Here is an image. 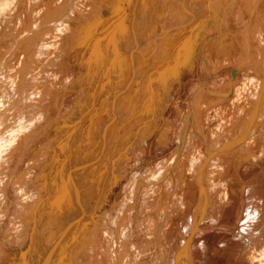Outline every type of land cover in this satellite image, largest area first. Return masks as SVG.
I'll use <instances>...</instances> for the list:
<instances>
[{"label": "bare ground", "instance_id": "6f19581e", "mask_svg": "<svg viewBox=\"0 0 264 264\" xmlns=\"http://www.w3.org/2000/svg\"><path fill=\"white\" fill-rule=\"evenodd\" d=\"M51 1L53 0H50V2ZM225 2L226 0H129L130 10L128 17L130 20L128 21H130V26L128 28L126 27L128 18L126 16L127 18L121 20V24L117 28L116 34L109 33L104 37H101L100 40L97 41L98 44H95L100 47V58L96 56V58L92 59V61L89 60L91 68L94 72L93 76L95 77L100 74L99 80L92 81L97 84L95 86L97 87V90H102L104 85L102 81H104L106 77L111 76L109 78V86L107 87L106 84V89L109 91L108 93L106 92L107 95L105 101H107V104L104 103L108 106V108L102 109L99 114H94V111L91 113V101L93 100L89 101L90 98H88L90 103L88 102L87 105L85 102V104L81 102V104L84 105L83 107H85V113L83 112L85 117L84 119L89 121L86 134L84 136L82 135L81 125L83 122L80 123L81 117L77 119V114L74 112L75 115H73L74 117L76 116L77 119L76 123L73 122V124L70 121L72 124L70 123L67 126H64V124L62 130H58L53 138L52 136L50 137V141H55L56 144L62 146L63 150H69L71 153L67 152L70 154L64 159L53 157L51 155L52 158H54V163L51 164V162H49L47 164V168L43 167L44 170H40V175H37L38 177L35 178V180H31V174L34 173L33 168L39 166L40 163L46 161V159L48 161L52 158L50 159L48 157L49 151L47 152V149L50 148L51 144L48 143L46 146L47 148L42 144L40 146L43 147L38 148H45V150L43 149L44 152H39L37 150L38 154L34 155L33 158L31 157V167L24 171L20 170L19 174L17 173L27 156V151L31 150L32 144L36 142L38 134V124L36 123L40 122L37 120L38 122L32 123L31 120H29L30 116L39 112V105L31 99L35 93L39 92L42 81L40 82V71L37 72L39 64L33 57L32 46L27 45V43L30 41L29 44H35L39 50L44 47L43 51L45 53L52 52L64 44V38L62 37L63 32H72V27L71 25L62 24L58 20L51 30L45 29L43 25H38L37 28H31V26L27 24L25 25L24 21H26L29 17H46L47 19L57 17L55 13L53 14L52 10H47V4L43 0H12L10 2L7 1V3L3 6L0 5V79L5 78L8 81V84L12 83V89L9 94L11 96H4L3 87L0 83V204L2 203L3 196L8 199L4 205L5 210L0 211V225L4 223L3 220L5 218L6 211L10 207L11 203L13 204L16 200L18 202V207L16 206L18 208V213H26V217L28 215L29 219H27V221L24 218L25 222H28L26 223L28 225L20 230L16 221L19 217L16 218V216H11V219L9 218L10 220L6 221L4 224L5 234H2V232L0 234V264L2 262L7 263V261L10 264H24L27 261L28 264H39L37 258L38 255L33 256V254L30 253L33 250L27 252L26 247H28V245L25 246L23 244L24 239H27L28 237L31 239L33 238L36 231H38V224H41V221H43L44 213L46 211H51L52 209L50 210L49 208H53L56 202L58 203L62 201L63 204L70 202H67V200H65L66 198L63 199L61 196L62 194L60 195L61 200L59 198V194L62 192L61 191L58 194V188H61L60 178L59 182L53 183L54 185L52 186V189L49 185L52 180V178H49L50 172L53 171L52 169L55 167V162H60L57 164H60L59 169L60 172H62V175L66 173L68 174V172L70 174L72 171L73 175L77 178V194L80 193V195L76 194V199L74 198V200L81 203V192L85 191V183L83 181L84 172L89 174V178L93 177L96 174V167L89 152L81 150L74 153V145L76 146L75 148H77L79 145L81 146V144H84L86 142L85 140L92 142L94 138H101L104 141L106 140L105 144H107L109 142L107 141L108 138L110 139L116 136V134L113 133H118V140L121 141L123 139V137H120L121 132L125 134L129 133V136H127L128 138L130 137V139L132 137V134L130 133L135 131H138L140 136H142L141 131H145L149 137L154 135L157 128V122H159L158 118L160 115H163L164 111H155L153 108L154 106L152 107V103L157 102V106L159 104L164 108L171 100V95L169 94L170 91H167V87L165 88L167 89L166 91L165 89H162L163 94H161V96L156 95L157 91H155V83L164 82V80L160 81L159 78L161 73H163L164 67H168L170 68L169 71H172L170 72V77H176L178 75V78L181 72L195 69L197 63V46L200 43H202V46L200 47V49H202L200 55L202 57V61L199 63H201L200 65L202 67V71L216 72V70L228 69L227 73L236 71V75L234 77H224L215 83L208 84L209 90H206L205 92H208L207 97L210 96L209 98L203 97L202 91L206 88V85H200L199 89H195L196 91L192 93L193 100L190 102L188 100L187 112H183L182 114V117H184L183 125L179 127L177 131L180 148L159 167V170H157L158 176L154 175L156 178L152 176V179L153 177L155 179L149 180L150 178L147 179L140 177L133 182L130 189L126 188L129 191L126 193H130L129 199L125 205L122 204L123 206L119 207L120 219L117 221L115 229L112 228V240L110 242L108 241L110 244L105 248L108 253V258L105 260V257L104 261L105 264H124L131 253L134 252V247L131 244L132 241L130 242L126 240L124 233L125 230L130 227L131 218L133 217L132 214L136 211V207L139 206L138 204L142 198V194L145 197H147L148 194L150 196L153 195L149 201L158 205V224L159 226H163V228H165L167 223L172 221L174 218L176 213V210L173 209L174 205L176 207L174 201L177 194H179L178 189H181V191L184 192H181L182 195L185 194V201L182 199L186 202L184 205L189 207L188 218L185 216L187 218V222H184V224H186L184 229L181 220H176L175 222V229L177 235L180 234V237L176 238L177 241H174L172 244V253L170 259L168 260L169 264H197L196 257L200 254L196 253L197 251L195 249L198 247L196 248L197 244L195 245V239L199 237L200 232H203L207 237L216 235L215 237L217 238V241L216 239L214 240L212 248L208 249L207 252H209V257H211L213 261L217 262V264L219 262L224 263L223 260L225 259L226 262L228 259L229 263L231 262L234 264H264V190L261 191L259 186L260 183L264 185V159L263 161H260V155H264V79L261 81L259 80L261 86H259L258 90L254 88L258 81L256 76L258 74H263L264 76V17L259 23H254L252 21V19L260 13V9L264 11V0H233V2L231 1L230 6L223 10V4ZM194 7H198L200 10L202 8L203 10H201V13L204 12L205 21L208 22L207 20H209L210 23H208L209 25H206L205 28L199 30L197 29L196 26L199 21L197 20V17H195L196 13ZM66 10L67 4H65L59 13H65ZM95 13L96 11L93 12V8L85 12V19H89L91 27L92 20L98 18L95 17ZM221 13H223V17L221 18L225 23V28L222 27L223 24H220L222 22L220 21ZM244 16L245 18L247 17L248 24L247 26L245 25V28L241 32L233 34V42L235 44L229 48L223 47L221 50L219 47L221 37L216 35V30L222 27L226 31V27H229L231 23L237 22ZM217 20H219L220 23L219 21L217 22ZM89 26L90 25H88V27ZM208 30L210 38H206L207 40L202 42V36ZM86 33L88 35L89 31H86ZM87 35L82 36L81 39H79V42L84 43L86 41L85 36ZM103 42L106 43H104V45H106L105 47L101 46ZM79 46L81 45H77V47ZM215 51H218V53L220 51V57L217 62L214 61ZM96 53L98 55V52ZM92 54L94 55V53ZM49 63L51 64V62ZM88 69L89 74H91L90 72L92 71H90V68ZM252 74L257 75L253 76ZM92 79L94 78L92 77ZM89 80L91 79L89 78ZM171 80L172 79H169L168 82ZM171 82L173 83L174 81ZM43 88L45 87H42V89ZM169 89H171V87H169ZM252 90H254V92H252ZM112 94L116 96H111ZM147 94L149 96H144ZM98 98H100L99 100L103 99L101 96ZM58 103H56L57 106L59 105ZM154 104L156 109V103ZM158 110L160 109L158 108ZM78 116H80V114ZM43 117L44 116H42V118ZM25 119L28 122H25ZM73 121H75V118ZM55 124L58 123L55 122ZM24 129L28 130L27 133L23 132ZM168 129L169 128H167V130ZM83 130L85 131V129ZM165 132L166 131H162V134L159 135L158 144L164 145L166 140L170 138V136ZM101 139L100 142L102 141ZM96 144H99V142ZM149 144L147 145L149 146ZM125 145L126 144H124V146ZM135 146L133 145L134 148ZM94 147L95 146L93 145V148ZM71 148L73 149L71 150ZM116 148L117 145L112 143V146L108 149L107 154L105 156H103V154L102 157H100L102 158L101 163L103 162V166H106L105 168H111V163H113L111 158L117 153ZM130 148L131 147H129V150ZM199 148H201V150L205 148V158L202 159V162H205L204 166H201L202 162L200 163V159L196 156ZM134 151L136 150L134 149ZM134 151L133 154H135ZM62 152L61 154L65 151L63 153ZM129 154L131 153L129 152ZM28 155L30 156V154ZM135 155L131 156V160H134L133 157L135 158ZM118 158L120 159V157ZM177 161L179 162L177 163ZM125 162L127 161L125 160L124 163ZM131 162H129V164H131ZM11 163H15L12 168L9 166ZM124 163L121 164L125 165ZM126 167L128 166H123L124 170ZM153 169L151 170L152 172ZM57 172L58 171H56L53 175H56ZM151 173L147 172V174ZM190 174L193 179L191 182L189 180ZM7 175H9V177ZM73 175H71L72 181L75 179ZM7 178L8 182L5 184ZM66 182H69V180ZM5 185L13 188H20V191L17 188L19 192L15 201L11 202L12 199L10 200L8 198V188L5 187ZM42 185L49 187L45 190ZM66 187H68V185H66ZM74 189L76 190V188ZM167 189L170 190L169 195H167L168 197L166 196L167 199H164L166 203L163 204L165 201L163 200V202H160L161 195L164 194V191H167ZM175 195L176 197L173 198ZM179 199L176 201L180 202ZM44 205L48 206V208H43ZM65 207H67V205ZM181 207L182 206L180 205L179 208ZM57 209L59 208L57 207ZM14 210L16 211V209ZM63 212L64 211L61 213ZM73 212H71V214H73ZM11 215L13 214L11 213ZM81 217L82 215L80 218ZM55 222L56 221H54L53 224ZM56 223L54 225H57ZM45 224L47 223L45 222ZM49 228H52V226ZM54 228H56V226H54ZM42 229H44V226ZM110 231L109 233H111ZM156 231L158 232V230ZM52 232L54 233V231ZM101 232L103 231L101 230ZM160 233L156 236L153 233L156 239L154 242L157 245L161 241L160 238H162ZM98 235L100 236L99 233ZM94 238L92 240L93 243L96 241ZM107 240L108 238L106 241ZM49 241L51 242V240ZM28 243L30 242L28 241ZM101 243L98 244L101 246L106 244L105 242L104 244ZM95 244L91 243V245ZM50 245H47V247ZM31 247H34V245ZM90 247L89 249H91ZM93 247L92 249H94ZM96 247L98 246L96 245ZM202 247L204 246H201V248ZM92 249L91 251H93ZM43 250L44 248L42 251ZM115 250H118L116 254ZM99 251H97V254ZM101 251L104 252L102 249ZM93 252H95V250ZM93 252H91V254ZM45 253L46 251H43V256ZM47 256L44 258H47ZM86 256H80V259L85 257L88 260ZM101 256H103V254ZM85 258L81 260H85ZM89 258L92 259L93 257ZM51 262L49 261V263ZM86 262L87 261H85V263ZM126 262L128 263V261ZM163 262L165 261L163 260ZM45 263L47 262L45 261Z\"/></svg>", "mask_w": 264, "mask_h": 264}, {"label": "rangeland", "instance_id": "374dc122", "mask_svg": "<svg viewBox=\"0 0 264 264\" xmlns=\"http://www.w3.org/2000/svg\"><path fill=\"white\" fill-rule=\"evenodd\" d=\"M4 1L5 0H0V5L1 6L5 5L7 3V1L10 2L12 0H6L5 2ZM43 1L47 4V10L48 11L52 10L53 14L55 13L57 17L56 18L55 17L54 18H49V19H47L46 17H38V18L37 17H29L27 19L28 21L27 20L24 21V24L25 25L27 24V25L31 26V28H37L38 25H43L45 29L51 30V28L54 26V24L57 23V20H58L62 24L71 25V27H72L71 31L72 32H70V33L63 32L62 37L64 38V44H62L61 47H59L57 50H54V51L49 52V53H45L43 51L44 47L41 50H39V49H37L35 44H32V43L29 44L30 41H28V43H27V45L32 46L31 48L33 50V57L37 60V63L39 64L37 72L40 71V75H41L40 82L42 81L41 82V87L39 89V92L35 93V95H33V98L31 99L32 101L37 102V105H39V112L36 113V114H33L32 116H30L29 120H31L32 123L33 122L35 123V122H38V121H40L41 123L40 122L36 123V124H38V126H37L38 127V134H37L36 142L32 144V146L34 145L33 147L31 146L32 149L27 151V153H26L27 156L25 155L27 158L25 157L22 165L20 166V168H19V170L17 172L18 174L20 173V170L24 171V170L28 169L29 167H31V165H32L30 163V162H32L31 157L33 158L34 155L38 154L37 153L38 151L39 152H42V151L44 152L45 148H43L44 150L40 149V148H42L43 146L46 147L48 143L51 144L50 148H49L50 150L47 149V152L49 151L48 157L50 159L52 158V156L64 159L67 155H69L71 153V151H69V150H67V151L63 150L62 146L56 144L55 141H53V140L50 141V137L52 136V138H53V136L55 135L56 132H58V130L59 131L62 130L64 124H65L64 126H67L71 122L72 123L73 122L76 123V120L79 119L80 117H81V120H82V121L80 120V123L83 122L82 125H81V133H83L82 135L84 136L86 134V131H87L86 129L89 126V121L84 119L85 117L83 115V112L85 113V107H83L84 106L83 104L86 103V105H87L90 100H93V101H91L92 110L91 109L90 110H91V113H92V111H94L93 112L94 114H97V113L99 114V112L101 113L102 109L108 108V106H106L104 103L107 102V101H105L106 95H107L106 92L108 93L109 91L106 88L109 86V82H110L109 78L111 76L106 77L104 79V81H102L103 84H104L103 87H102V90H97V87H95L97 84L95 82L93 83L92 81L93 80L94 81L99 80L100 79V76H99L100 74L98 76H95L96 78L93 76L94 72H93V69L91 68V63L89 62V60L92 61V59L96 58V56L98 58H100V56H101L100 55L101 53L99 54V48L100 47H99V45H95V44H98L97 41L100 40L101 37H104L105 35H107L109 33L110 34H116L117 28L121 24L120 23L121 20H123V19H125V18H127L129 16V10H130L129 9V0H68V2H67V0H60V1H56V0L54 1L53 0L51 2H50V0H43ZM231 1L233 2V0H229V1L226 0V2L224 3L225 5L223 4V10L230 6ZM226 3H228V4H226ZM65 4H67L66 12L62 13V14L59 13L60 10L65 6ZM1 6H0V8H1ZM91 8H93V12L96 11V13H98V14L95 13V15H96L95 17H98V18L92 20V27H94L95 29L91 27L89 19L88 20L85 19V12H87L88 10H91ZM127 9H128V11H127ZM194 10H195V13H196L195 17H197V20L200 22V23L198 22V25L196 24L197 25L196 26L197 29L199 30V29L205 28L206 25H209L208 24V23H210L209 20H207L208 22L205 21L204 12L201 13L202 12L201 10H203V9L201 8V10H200L198 7H194ZM199 11H200L201 15L199 14ZM259 12L260 13H258V15L255 18L252 19V21L254 23H259L264 17V11H262L260 9ZM99 15H100L101 18L99 17ZM220 15H221L220 16V21H222V22L220 23L219 20H217V22L219 21L220 24H223L222 27L225 28L224 27L225 23H224V21L221 18V17H223V13H221ZM202 16H203V18H202ZM100 19H102V20H100ZM128 20H130L129 17L127 18V23H126V25H127L126 27L127 28L130 26V21H128ZM203 21H205V22H203ZM247 22H248V19H247V17L245 18V16H244L243 18H240L237 22L231 23L229 25V27H226V31L222 27L219 28L220 30L219 29L216 30L217 31L216 35L221 37L220 41H219L220 46L218 45L221 50L223 49V47L224 48H229V47H231L232 45L235 44L233 42V34H235L237 32H241L245 28V25L247 26V24H248ZM98 23H100V24H98ZM97 24H98V26H97ZM88 25H90V26L88 27ZM86 31H89L88 35H87L88 32L86 33ZM94 31H95L96 34L94 33ZM0 33H1V31H0ZM209 34H210L209 30L203 34V36H202L203 37V41L202 42H204L205 40L210 38ZM84 35H87V36H85V40L86 41L84 43L83 42L80 43L79 39H81V37L84 36ZM90 35H92L93 37L90 36ZM77 42H79V43H77ZM104 43L105 42H103V44L101 46L105 47L106 45H104ZM201 44L202 43H200L197 46V57H196L197 58V63H196V68L195 69L186 70L184 72H181L182 75L180 73L179 74V78H178V75L176 77L175 76L174 77L173 76L170 77V72H172V71L171 70L169 71L170 68H168V67L165 68L164 67L163 68V73H161V76L159 77L160 81L164 80V82H158V83L156 82L155 83V86H156L155 91H157L156 95H158V96L160 95L161 96V94H163V90L162 89H165L167 87L168 90L165 89V91L166 90L168 92L170 91L169 94L171 95V97H170L171 100H170L169 103H167V105L164 108L162 107V105L160 106L159 104L157 106V102H153L152 103V107L154 106L153 108H154L155 111H157V112L158 111L159 112L160 111H164V112H163V115L159 116V118H158L159 122H157L156 132L154 133V135L150 136L151 138L146 134L145 131H141L142 136H140V133H138V131L130 133V134H132L131 139H130V137L128 138V136H129L128 134L129 133L125 134V133L121 132L122 135L120 134V137H123L122 141H125V142H122L121 140H118V133H113V134H116V136H114L113 138H110V139L108 138L109 140L107 139V141H109L108 142L109 144L107 143L108 145L105 144L106 140L104 141L101 138H98V139L94 138L92 142H88L87 140H85L86 142L84 144H81L82 147L79 145L77 148H75L76 146L74 145V147H73L74 148V153L77 152V151H81V150H85V151L89 152L90 157L95 162V167H96L95 168L96 169V171H95L96 172V174H95L96 176L94 175L93 177H90L91 179L88 176L89 174L84 172L83 181L85 183V188H84L85 191L81 192V198H82L81 199L82 200L81 203L76 202V200H74V198L76 199V194H77V190H78V184H77L78 182H76L77 178L73 175V172L71 170H70L71 171L70 174L68 172V174L67 173L66 174L63 173L64 175H62V172H60V169H59L60 168V164H57V163H60V162H58V161L55 162V164H54L55 167H53V169H52L53 171L50 172L49 178H52V180H51V184H49V185L51 186V189H52V186L54 185L53 183L59 182V178H60V180L63 183L60 181V183H61L60 187L61 188H58L59 189L58 190V194H59V192H61V191L62 192L59 194V198L61 200L60 195L62 194L61 195L62 198L63 199L66 198L65 200H67V202L68 201H70V202L67 203V204H63L62 201H60L58 203L56 202V204L53 206V208H49L50 210L52 209L51 211H49V212L46 211L44 213L43 221H41V224L40 223L38 224V227H37L38 231L35 230L36 233L34 234V236L32 238L33 240L30 237H28L27 239H24L23 244L25 246L28 245V247H29V250H28V247H26L27 248V252H30L31 250H33L30 253L33 254V256H37L38 255L37 258H38L39 264H42V263L44 264L45 261L47 262L45 264H48L49 261L50 262L52 261L49 264H52V263L53 264L54 263L55 264H75V263L76 264H80V263L81 264L82 263L88 264L90 261H91L90 262L91 264H96V263L97 264L98 263L99 264H105L104 258L106 257L105 260L108 258V253L106 252L105 248L107 246H109V244H110L109 242L112 240V228L115 229V225H116L117 221H119V219H120L119 218L120 217L119 216V210H120L119 207H122L123 205H125L127 203L128 199H129L130 193H126V192H129L127 189H130V187L132 186L133 182L136 179L140 178V177L141 178L144 177V178H147V179L150 178L149 180L155 179L156 176H158L157 170H159V167L162 164H164V162L167 159H169V157L171 155L175 154L176 151L180 148V141L178 140L177 131H178V128L183 125L184 117H182V114H183V112L184 113L187 112L188 100H189V102L193 100L192 93H194L196 91L195 89H199L200 85L201 86L206 85V88L202 91L203 92V97L209 98L210 96L207 97L208 92H205L206 90H209L208 89V84L215 83L216 81H218V80H220V79H222L224 77H229V76H233L234 77L236 75L235 74L236 71H231L230 73H227L228 69H220V70H216V72L215 71L214 72L202 71V67L200 65L201 63H199V62L202 61V57L200 56L201 52H202V49H200V47L202 46ZM33 45H34V47H33ZM77 45H81V46L77 47ZM223 45H225V46H223ZM136 47H137V45H136ZM96 52H98L99 56L97 55ZM92 53H94V55L95 54L96 55L94 56ZM217 53H218V51L214 52V61L215 62H217L219 60V57H220V51H219L218 54ZM49 62H51V64ZM198 64H199V67H198ZM88 68H90V71H92V72H90L91 74H89V69ZM162 74H163V77H162ZM252 75L256 76L257 74H255V75L252 74ZM92 77L94 79H92ZM256 77H257L258 81L259 80L261 81L262 79H264L263 74H258ZM89 78L91 80H89ZM167 78H168V80L172 79L171 81H174V82L173 83L171 81L168 82ZM258 81H257V83L255 84V87H254L257 90L259 89V86H261L260 81L259 82ZM204 82H205V84H204ZM0 83H1V85L3 87V91H4V94H5L4 96H11L9 94H10V90L12 89V87H11L12 83L8 84V81L5 78L4 79L3 78L0 79ZM106 84H107V87H106ZM169 84H170V86H169ZM89 85H91V86H89ZM161 85H162V87H161ZM159 86H160V88H159ZM168 86L171 87V89H169ZM42 87H45V88L42 89ZM85 87H86V89H85ZM252 92H254V90H252ZM113 93H115V92H113ZM205 93H206V95H205ZM88 96H90V97H88ZM100 96L104 100L103 99L99 100L100 98H98V97H100ZM111 96H116V95L112 94ZM144 96H149V95L147 94V95H144ZM51 97H52V99H51ZM56 97H58V98H56ZM88 98H90L89 101H88ZM85 99H86V101H85ZM56 100H58V101H56ZM147 101H150V100H147ZM81 102L83 104H81ZM56 103H58L59 105L57 106ZM154 103H156V109H155V104ZM71 104H73V105H71ZM96 104H98V105H96ZM68 107H70V108H68ZM158 108L160 110H158ZM63 110H65V111H63ZM74 112H75V114H77L76 115L77 119H76V116L74 117V115H75ZM78 112H79L80 116H78L79 115ZM65 114L66 115L68 114L67 117H66ZM72 115H73V117H72ZM40 116H41V118H40ZM42 116H44V117L42 118ZM56 117H57V119H56ZM71 118L73 120L75 118V121H73ZM26 119H25V122H28V121H26ZM173 119H174V121H173ZM48 120H49V122H48ZM55 122H57L58 124H55ZM45 124H47V125H45ZM41 126H43V127H41ZM28 128H30V127H28ZM167 128H169V129L167 130ZM175 128H176V130H175ZM27 129L26 130L24 129L23 132L27 133V131H28ZM83 129H85V131ZM162 131H166L165 133L170 136V138L168 137L169 139L166 140L164 145L158 144L159 135L162 134L161 133ZM169 132H170V134H169ZM144 136H145V138H144ZM100 139L102 140L101 142L103 143V145L100 142ZM135 139H137V140H135ZM41 140H42V142H41ZM95 140H99V141H95ZM94 141L96 143L99 142V144H96ZM112 143L117 145V148H116L117 153L111 158L112 162H113V163H111V166H110L111 168H105L106 166L105 165L103 166V164H102L103 162L101 163V159L102 158H100V157H102L103 154H104L103 156H105L107 154V151L112 146ZM123 143L126 144V145L124 146ZM145 143H146V145L149 144V143L150 144H149V146L148 145L146 146ZM42 144H43V146H40ZM93 145L95 146L94 148H93ZM104 145H105V147H104ZM133 145L134 146L136 145L135 148L133 147ZM143 145H145L146 147L143 146ZM128 146L131 147L130 150H129ZM38 147H40V148H38ZM101 147H102V149H101ZM73 148H71V150ZM95 148H96V150H95ZM35 149H36V151H35ZM98 149H99V153H98ZM134 149L136 151H134ZM118 150H119V152H118ZM123 150L124 151L126 150V151L124 152ZM56 151H59V152H56ZM62 151L63 152L65 151V152L63 153ZM127 151H128V153H127ZM133 151L137 155L133 154ZM61 152L64 154V156H63V154H61ZM67 152H70V153H67ZM129 152L131 154H129ZM204 153H205V148L203 150H201V148H199L196 156H197V158L200 159V163L202 162V159L205 158L204 157ZM28 154H30V156ZM58 154H59V156H58ZM93 154L96 155V156H94ZM128 154H129V157H128ZM133 155H135V158L133 157L134 160H131V156H133ZM263 156L264 155H260V161H263V159H264ZM118 157H120V159ZM53 159L54 158H52L51 160H48V161L46 159V161H43L44 163L43 162H41L42 164L40 163V165L42 167L39 165V166L36 167L37 169L33 168L34 173L31 174V175L32 176L34 174L35 175L33 177L31 176V180H35V178H37L40 175V170H42V169L44 170V168L48 167L47 164L49 162H51V164H53L54 163ZM125 160L127 162L124 163ZM131 161H133V162H131ZM129 162H131V164H129ZM178 162L179 161H177V163ZM27 163H29V164H27ZM121 163H124L125 165H123ZM204 163L205 162H202L201 166H204ZM11 164H13V165H11ZM11 164L9 166L12 168V166H14L15 163H11ZM23 164H25V165H23ZM56 165H57V167H56ZM123 166L124 167L128 166L129 168L126 167L125 170H124ZM118 167H119V170H118ZM152 169H153V172L151 171ZM195 170H196V167H195ZM56 171H58L57 174L53 175V174H55ZM117 172H118V174H117ZM147 172L148 173L152 172V173L151 174H147ZM41 173H42V171H41ZM71 175H73L75 177V179L73 178L75 181L74 180L72 181V179H71L72 176ZM109 175H111V176H109ZM154 175H156V176H154ZM7 176L9 177V175H7ZM66 176H68V177H66ZM152 176H154L155 178L153 177V179H152ZM120 178H121V180H120ZM189 178H190L189 179L190 182L193 181L191 174H190ZM68 180H69V182H66ZM90 180H93V181H90ZM98 180H100V181H98ZM7 182H8V178H7L5 184H7ZM66 185H68V187H66ZM95 185H97V186H95ZM202 186H204V185H202ZM259 186H260V190L263 191L264 190V185L262 183H260ZM5 187L8 188V194H9L8 198L10 200L12 199L11 202L15 201L17 199L16 197H17L18 192L20 191V188H18V187H14L13 188V187H10V186H7V185H5ZM48 187L49 186H43V189L46 190ZM73 187L76 188V190ZM17 188L19 189V191H18ZM70 188L71 189L73 188V189L71 190ZM178 190H179L178 191L179 194H177L178 198L176 197V195L173 196V198L176 197L175 201L180 198L179 199L180 202L176 201L177 202L176 203L174 201V203L176 204V207L174 205L173 209L176 210V213L174 215L173 220L168 222L167 225L165 226V228H163V226H159V224H158V216H159L158 208H157L158 205L154 204V202H152V201H149V199H151L153 195L150 196L148 194L147 197L143 196V194L141 195L142 198L139 201V204H138L139 206L136 207L137 208V209H135L136 211L132 214L133 217L131 218L132 220H131L130 227L127 230H125V233H124L125 239L130 241V242L132 241L131 244L134 247V252H132L131 255L129 256V258L126 260V261H128V263L125 261L124 264H169L168 260L171 257V253H172L171 249L173 248L172 244L174 243V241H177L176 238L180 237V234L177 235V232H176V229H175V227H176L175 222H176V220L177 221L181 220V223H182V226H183V229H184L185 226H186V224H184V222H187V218H188V209H189V207L187 205H186L187 207L184 205V203H186V202H184L185 201L184 200L185 199V194L182 195V193H184V192L181 191V189H178ZM63 191H65L66 193L63 192ZM169 191L170 190L167 189V191H164L165 193L163 192L164 194L161 195L160 202H163L164 199L165 200L167 199V197H168L167 195H169ZM69 193H71V194H69ZM77 195H80V193L77 194ZM83 195H85V196H83ZM2 196H3V193H2ZM14 197H15V199H14ZM73 200L76 203H74ZM7 201H8V199L3 196L2 203L0 204V211H4L5 210L4 209V207H5L4 205L6 204ZM70 203H71V205H70ZM164 203H166V201L163 202V204ZM13 205H15V206H13ZM57 205H59L60 207L61 206H63V207L60 208ZM64 205L65 206L67 205V207H65ZM180 205L182 206L181 208H179ZM16 206L18 207L17 200H16V202H13V204L11 203L10 207L6 211V214L8 212V214H7L8 216L5 214V218H4L5 221L3 220L4 223H2V225H0V234H1V232H2V234H5V230H4V226L5 225L4 224L6 223V221H9L11 219V216L12 217L16 216V218L19 217L16 220L17 224L20 227L19 230L21 228H25L28 225V224H26V223H28L27 221L29 220L28 219V215L26 217V213L25 214L18 213V208ZM11 207H12V209H11ZM45 207L48 208V206L44 205L43 208H45ZM57 207L59 209H57ZM13 208L16 209V211ZM76 208H77V210H76ZM42 210H40V211H42ZM83 210H84V212H83ZM175 210H174V212H175ZM54 211L57 213V215H56V213ZM62 211H64L63 212L64 214L61 213ZM68 211H70V212H68ZM179 211H181V212H179ZM71 212H73V214H71ZM11 213L13 215H11ZM14 213H15V215H14ZM17 213H18L19 216L17 215ZM58 213H59L60 216L58 215ZM81 215H82V217H81L82 219L80 218ZM70 216H73V217H70ZM180 216H181L182 219L180 218ZM48 217H49L50 220L48 219ZM21 218H23V219H21ZM24 218L26 220L27 219L28 220L25 222ZM70 220H71V222H70ZM54 221H56V222L58 221L57 223L56 222L55 223L58 225L59 229H58L57 225H54L55 223L53 224ZM45 222L48 225L45 224ZM50 225L52 226V228H49V227H51ZM73 225H74V227H73ZM43 226H44V229H42ZM54 226H56V228H54ZM71 228L74 229V230H72ZM41 230L42 231L44 230L45 233H44V231L42 233ZM101 230L103 232H101ZM156 230H158V232ZM52 231H54L55 235H54V233ZM109 231L111 233H109ZM173 231H175V232H173ZM39 233H41V234H39ZM98 233L100 234L101 237L98 235ZM153 233L155 234V236L160 233V236L162 237V238H160L161 241L158 244L159 246L154 242V241H156V239H155V236H154ZM201 233H202V235H201ZM105 234H106V237H105ZM173 234H175V235H173ZM50 235H51V237H50ZM62 235H63V237L61 238ZM71 235H73V236H71ZM48 236H49V238H48ZM56 236H57V238H56ZM87 236H89V237H87ZM103 236H104V238H103ZM215 236L216 235L207 237V236L204 235L203 232H200L199 237L197 239H195V245L197 244L196 248L197 247L199 248V249L197 248L195 250L197 251L196 252L197 254H200V255H198L200 258L198 256L196 257V259H197L196 263L197 264H202V263L203 264H217V262L213 261V259H211V257H209V252H207L208 249L212 248V246L214 244V240L216 239V241H217V238ZM36 238L39 239L40 241L37 240ZM45 238H46V240H45ZM50 238H52V239H50ZM67 238H69V239H67ZM89 238H91V239H89ZM93 238L98 243L102 242L104 244V242H105L106 244L101 246L96 241H94L96 243L95 244V243L92 242ZM105 238L106 239L108 238V240L106 241ZM35 240H37V241H35ZM44 240H45V243H44ZM49 240H51V242ZM197 240H199V241H197ZM26 241H27V243H26ZM28 241L30 243H28ZM33 241L35 243L36 242L37 243L35 244ZM90 242L92 244H95V245H91ZM210 243H211V245H210ZM37 244H39V245H37ZM33 245H34V247H31ZM47 245H50V246L47 247ZM96 245L98 247H96ZM99 245H100V247H99ZM42 246L44 248L43 251L44 252L46 251L44 256H43V251H42L43 248H42ZM88 246L89 247L90 246H92V247L95 246L96 248L93 247L94 249H92V247H90L93 251L95 250V252L91 251V249H89ZM103 246H104V249H103ZM201 246H204V247L201 248ZM47 248L50 249V250H48ZM85 248H86V250H85ZM101 249L104 250V252L101 251ZM170 250H171V252H170ZM85 251H86L87 256L85 254ZM97 251H99L98 254H97ZM115 251H116L115 252V254H116L118 250H115ZM34 252H36V253H34ZM52 252H54V253H52ZM91 252H93V253L91 254ZM101 252H103V253H101ZM136 252H138V253H136ZM27 254H29V253H27ZM31 254H29V255H31ZM100 254L101 255L103 254V256L104 255L105 256L103 257ZM88 255H89V257H93V258L92 259L89 258ZM97 255L99 256L100 259L98 258ZM46 256H47V258H44ZM80 256H86L88 258V260L85 257H84L85 260H81V259H84V258L80 259ZM95 258H96V260H95ZM39 259H40V261H39ZM46 259L49 260V261H47ZM132 259H134V260H132ZM98 260H99V262H98ZM163 260L165 262H163ZM225 260H223L224 263H222V262L220 263L219 262L218 264H234V263H231V262L229 263L228 259H227V262ZM85 261H87V262L85 263ZM133 261H134V263H133ZM100 262H102V263H100ZM2 263L3 264H10V263H8V261H7V263L6 262H2ZM26 263L28 264V261L25 262L24 264H26Z\"/></svg>", "mask_w": 264, "mask_h": 264}]
</instances>
